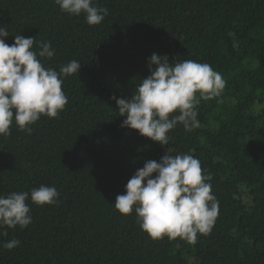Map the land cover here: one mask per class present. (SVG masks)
I'll use <instances>...</instances> for the list:
<instances>
[{
  "label": "trees",
  "instance_id": "obj_1",
  "mask_svg": "<svg viewBox=\"0 0 264 264\" xmlns=\"http://www.w3.org/2000/svg\"><path fill=\"white\" fill-rule=\"evenodd\" d=\"M94 4L108 10L98 25L55 0H0L6 43L15 35L50 43L55 54L41 62L57 72L81 63L62 77L68 103L57 118L42 115L31 134L13 122L0 136V196L40 185L60 194L58 204L26 201L27 228H0V264H264V0ZM153 53L208 63L226 81L220 97L198 96L199 126L178 124L168 145L121 127L112 99L131 97ZM167 151L193 155L213 177L218 217L195 244L153 240L134 211L114 205L136 170ZM12 239L19 246L4 248Z\"/></svg>",
  "mask_w": 264,
  "mask_h": 264
},
{
  "label": "clouds",
  "instance_id": "obj_2",
  "mask_svg": "<svg viewBox=\"0 0 264 264\" xmlns=\"http://www.w3.org/2000/svg\"><path fill=\"white\" fill-rule=\"evenodd\" d=\"M60 10L69 15L84 14L89 25H98L108 10L97 7L94 0H55ZM0 27V136L11 135L12 125L31 134V125L42 115L57 118L65 110L67 96L63 79L79 72L81 63L72 60L57 72L45 68L41 58H52L55 49L36 38L15 35ZM35 46V47H34ZM150 75L141 80L130 98L112 99L119 115L126 117L121 127L138 130L139 134L161 145H168V133L178 124L186 131L199 126V98L211 100L222 95L226 81L208 63L194 60L169 61L167 55L153 53L147 58ZM198 94V95H197ZM155 174V175H153ZM210 173L191 154L163 155L159 162L146 160L144 166L125 185V194L116 196L115 208L123 215L135 212L142 230L151 239L180 238L189 244L198 234L209 235L219 213V202L212 193ZM55 187L40 185L30 192L13 191L0 196V228L21 229L32 223L31 199L36 205L59 203ZM7 234L6 232L4 233ZM20 241L3 244L11 250Z\"/></svg>",
  "mask_w": 264,
  "mask_h": 264
}]
</instances>
